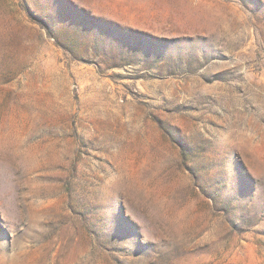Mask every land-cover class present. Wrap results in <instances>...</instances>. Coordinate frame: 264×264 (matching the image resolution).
Instances as JSON below:
<instances>
[{"label": "rangeland", "instance_id": "obj_1", "mask_svg": "<svg viewBox=\"0 0 264 264\" xmlns=\"http://www.w3.org/2000/svg\"><path fill=\"white\" fill-rule=\"evenodd\" d=\"M0 264H264V0H0Z\"/></svg>", "mask_w": 264, "mask_h": 264}]
</instances>
